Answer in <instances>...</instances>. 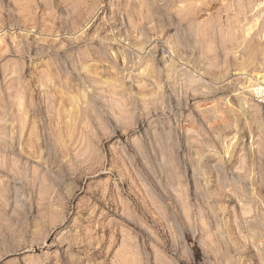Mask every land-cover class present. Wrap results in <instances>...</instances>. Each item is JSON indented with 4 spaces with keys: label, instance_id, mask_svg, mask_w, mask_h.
<instances>
[{
    "label": "rangeland",
    "instance_id": "374dc122",
    "mask_svg": "<svg viewBox=\"0 0 264 264\" xmlns=\"http://www.w3.org/2000/svg\"><path fill=\"white\" fill-rule=\"evenodd\" d=\"M0 264H264V0H0Z\"/></svg>",
    "mask_w": 264,
    "mask_h": 264
}]
</instances>
